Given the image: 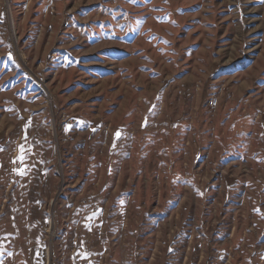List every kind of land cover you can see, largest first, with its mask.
Instances as JSON below:
<instances>
[{
    "label": "rangeland",
    "instance_id": "obj_1",
    "mask_svg": "<svg viewBox=\"0 0 264 264\" xmlns=\"http://www.w3.org/2000/svg\"><path fill=\"white\" fill-rule=\"evenodd\" d=\"M0 264H264V0H0Z\"/></svg>",
    "mask_w": 264,
    "mask_h": 264
},
{
    "label": "water",
    "instance_id": "obj_2",
    "mask_svg": "<svg viewBox=\"0 0 264 264\" xmlns=\"http://www.w3.org/2000/svg\"><path fill=\"white\" fill-rule=\"evenodd\" d=\"M49 263H51V262H49Z\"/></svg>",
    "mask_w": 264,
    "mask_h": 264
}]
</instances>
